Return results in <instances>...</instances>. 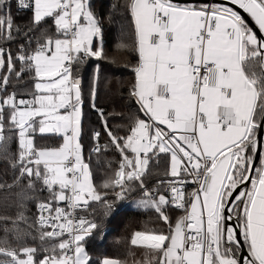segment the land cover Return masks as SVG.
I'll return each instance as SVG.
<instances>
[{"label": "snow or ice", "instance_id": "6c2138e0", "mask_svg": "<svg viewBox=\"0 0 264 264\" xmlns=\"http://www.w3.org/2000/svg\"><path fill=\"white\" fill-rule=\"evenodd\" d=\"M124 7L134 40L116 53L137 57L126 67L138 110L120 135L96 106L94 82L90 106L103 132H92V152L119 155L102 192L81 142L79 69L116 59L104 50L93 0H0V41L23 38L15 51L0 46V151L12 171L0 191L14 194L15 209L0 216V264H97L87 245L102 226L90 217L93 203L111 213L109 192L118 200L138 192L137 207L166 226L131 237L146 249V264H264V0H125ZM13 9L30 13L26 25L16 24ZM99 74L97 65L95 81ZM25 75L26 92L8 90ZM161 161L163 175L149 185Z\"/></svg>", "mask_w": 264, "mask_h": 264}, {"label": "trees", "instance_id": "16d2710c", "mask_svg": "<svg viewBox=\"0 0 264 264\" xmlns=\"http://www.w3.org/2000/svg\"><path fill=\"white\" fill-rule=\"evenodd\" d=\"M96 12L104 21V50L109 58L115 55L116 63L110 61L89 60L80 66V76L82 78V89L84 94V119L82 123L81 142L84 147L86 159L90 158L91 167L94 174V183L101 186L104 180L111 175V169L116 167L119 155L111 148L99 154L93 153L94 140L92 132L94 130L103 132L101 121L97 113L91 108L90 90L95 82L97 89L96 106L102 108L105 114L109 115V126L113 130H118L120 135H124L123 129L128 121L126 117L136 113L138 105L135 100L129 98V89L134 82V73L127 64L136 62L135 53L129 51L127 54H117L116 49L119 43L124 42L129 45L134 40V27L130 14L125 9V0H93ZM17 25H26L30 13L19 12L13 9ZM44 27H49L45 25ZM23 38L18 37L11 43L0 41V46L15 51L19 42ZM97 65L100 66L99 80L95 81ZM19 68V65H17ZM31 87L29 76L25 75L23 80L17 81L14 77L11 81L9 91L16 90L20 93L26 92ZM122 114V115H121ZM108 137L102 135L100 144L107 143ZM47 143L58 141L49 140ZM45 143V141H40ZM16 145H11V150H15ZM111 165V167H110ZM165 162L154 166L151 175L146 177V183L154 185L163 175ZM255 167H260L259 159ZM12 171L8 166L5 154L0 151V181L11 183ZM100 191L104 189L99 188ZM18 191V189L16 190ZM13 193L0 191V216H13L15 209L13 205ZM43 195H47L44 193ZM140 197L138 192L129 193L123 200L114 198V193L109 192L108 199L113 202V210L107 216L104 215V206L93 203V217L101 224V230L96 231L89 238L87 250L94 262H100L105 258L118 259L122 264H146L148 255L143 246H133L130 241L137 231L159 232L166 231L163 221L152 209L137 207L135 200ZM30 214H34L36 209L34 204L29 205ZM176 210H170L169 215L175 218L178 215ZM3 224L0 223V236L3 235Z\"/></svg>", "mask_w": 264, "mask_h": 264}, {"label": "rangeland", "instance_id": "374dc122", "mask_svg": "<svg viewBox=\"0 0 264 264\" xmlns=\"http://www.w3.org/2000/svg\"><path fill=\"white\" fill-rule=\"evenodd\" d=\"M140 199V197H137L136 200L134 201L135 204H137L138 200ZM143 208V207H142Z\"/></svg>", "mask_w": 264, "mask_h": 264}, {"label": "built area", "instance_id": "2783aa9c", "mask_svg": "<svg viewBox=\"0 0 264 264\" xmlns=\"http://www.w3.org/2000/svg\"><path fill=\"white\" fill-rule=\"evenodd\" d=\"M191 190H192V186H189V187H188V191H191Z\"/></svg>", "mask_w": 264, "mask_h": 264}, {"label": "water", "instance_id": "95a60500", "mask_svg": "<svg viewBox=\"0 0 264 264\" xmlns=\"http://www.w3.org/2000/svg\"><path fill=\"white\" fill-rule=\"evenodd\" d=\"M257 161H258V159H256V160H255V162H254V163H255V165H256Z\"/></svg>", "mask_w": 264, "mask_h": 264}]
</instances>
